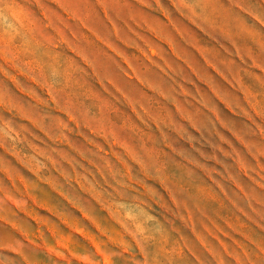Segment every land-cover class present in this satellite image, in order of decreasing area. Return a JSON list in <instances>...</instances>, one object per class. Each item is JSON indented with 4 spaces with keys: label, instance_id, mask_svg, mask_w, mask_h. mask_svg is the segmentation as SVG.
<instances>
[{
    "label": "clouds",
    "instance_id": "clouds-1",
    "mask_svg": "<svg viewBox=\"0 0 264 264\" xmlns=\"http://www.w3.org/2000/svg\"><path fill=\"white\" fill-rule=\"evenodd\" d=\"M0 264H264V0H0Z\"/></svg>",
    "mask_w": 264,
    "mask_h": 264
},
{
    "label": "rangeland",
    "instance_id": "rangeland-1",
    "mask_svg": "<svg viewBox=\"0 0 264 264\" xmlns=\"http://www.w3.org/2000/svg\"><path fill=\"white\" fill-rule=\"evenodd\" d=\"M255 2H260V0H255ZM203 39H206V38H203ZM209 43H211L210 41H209ZM124 62L125 63H128V61H127V58L125 57L124 58ZM129 67L131 68V65H129ZM133 74H134V70H133ZM25 99H27L26 97H25ZM227 110H225V112H226ZM206 135H207V133H205ZM226 135H228V133H225ZM213 140H215V137H214V135H213V137H211ZM179 144L181 145V146H183L184 148H186L188 151H192V149L191 148H189L188 147V145H187V142H185V141H180L179 142ZM199 146V145H198ZM204 150H209L208 149V146L207 145H204ZM20 179L22 180V181H24V178L23 177H20ZM24 183H25V187H27V182L26 181H24ZM32 200H33V202H34V204L36 205V207L37 208H39V212H37V211H35V210H33V209H30L29 211H30V213H31V219L33 220V222L35 223V224H37V225H41V224H43V223H47L48 222V219H49V215L51 214V212H50V209H51V206L47 203V201L46 200H40L39 198H37L36 196H32ZM45 213H48L49 215H45ZM86 215V214H85ZM39 230V229H38ZM75 231L77 232V233H79L80 232V229L77 227V228H75ZM58 243H63L62 241H58ZM66 246V245H65Z\"/></svg>",
    "mask_w": 264,
    "mask_h": 264
}]
</instances>
